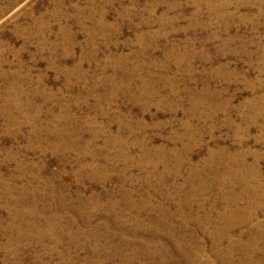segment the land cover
<instances>
[{
  "label": "rangeland",
  "instance_id": "1",
  "mask_svg": "<svg viewBox=\"0 0 264 264\" xmlns=\"http://www.w3.org/2000/svg\"><path fill=\"white\" fill-rule=\"evenodd\" d=\"M222 149L264 178V0H0V264L214 260Z\"/></svg>",
  "mask_w": 264,
  "mask_h": 264
},
{
  "label": "bare ground",
  "instance_id": "2",
  "mask_svg": "<svg viewBox=\"0 0 264 264\" xmlns=\"http://www.w3.org/2000/svg\"><path fill=\"white\" fill-rule=\"evenodd\" d=\"M228 154L224 149L218 154L220 157L223 155V159L218 163L221 169L217 167L216 176L218 177L214 184L223 206L222 212L214 217L199 215L195 218L197 223L210 224L212 230L210 237L213 241L214 260H206L201 264H231L228 260L232 261L234 254L241 255V261L238 264H264V178L259 176L256 164L249 166L246 163L244 154ZM212 164L213 160H210L207 166L210 167ZM204 187L202 185L198 189L201 190ZM194 196L193 193L192 197ZM198 207L201 209L202 203H198ZM165 213L161 214L167 215ZM260 214H262V220H259ZM245 229L247 232H244ZM190 243L191 241L188 245ZM224 243L226 246L224 250L218 251L217 247ZM180 249L183 248L178 247L177 251L187 264L191 263L193 257H201L204 252V248H197L190 259L185 257ZM120 250L121 248L116 249V251ZM259 252L262 255L256 260ZM132 259L126 256L125 263L128 264Z\"/></svg>",
  "mask_w": 264,
  "mask_h": 264
}]
</instances>
